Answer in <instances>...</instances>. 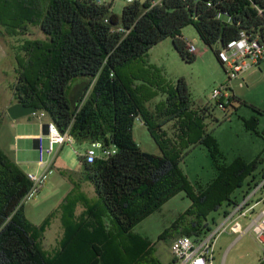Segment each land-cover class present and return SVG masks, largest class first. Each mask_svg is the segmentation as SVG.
Masks as SVG:
<instances>
[{"label":"trees","instance_id":"16d2710c","mask_svg":"<svg viewBox=\"0 0 264 264\" xmlns=\"http://www.w3.org/2000/svg\"><path fill=\"white\" fill-rule=\"evenodd\" d=\"M154 1L135 0L116 13L113 0H0V25L6 31L20 33L36 25L45 35L24 41V56L17 57L12 98L13 103L45 111L78 146L102 140L117 147L108 159L84 161V176L121 231H129L165 201L186 191L192 205L173 224V239L180 235L194 238L218 222L214 217L209 220L211 211L227 202L222 215L227 212L235 201L230 192L242 184L253 165L236 162L226 166L214 191L195 190L180 169L183 151L201 144L213 146L212 135L204 129L203 116L189 112L184 78L176 88L164 89L168 93L165 103L148 108L146 103L157 94L159 77L158 70L153 72L146 64L148 52L171 37L180 56L192 61L195 55L188 53L181 35L190 24L217 58L219 48L239 38L241 30L258 32L264 41V0ZM255 5L263 9V16ZM219 12L232 16L233 22L217 19ZM117 24L132 29L127 35L111 32ZM78 80L83 89L75 99L71 90ZM6 116V111L0 112V128ZM137 116L144 120L161 154L144 151L136 142L133 124ZM177 118L181 119L178 133L169 135L165 127ZM31 185L25 170L0 146V264H68L46 255L37 242V232L24 212L23 198ZM68 207L65 224L73 214ZM99 230L105 253L81 254L86 263L72 264H97V256L105 263L112 259L113 235ZM131 242L137 249H126L125 255L118 251L111 263L121 258V262L125 260L122 264H163L152 249L134 239Z\"/></svg>","mask_w":264,"mask_h":264},{"label":"rangeland","instance_id":"374dc122","mask_svg":"<svg viewBox=\"0 0 264 264\" xmlns=\"http://www.w3.org/2000/svg\"><path fill=\"white\" fill-rule=\"evenodd\" d=\"M125 4V0H113L112 11L121 12ZM181 35L186 41L194 40L198 52L192 61H186L175 49L171 37L149 50L146 64L153 68V72L158 70L159 77L155 85L157 94L146 105L152 110L165 103L169 88H176L178 80L184 78L189 95V112L203 116L204 129L212 135L214 145L201 144L185 149L180 169L195 190L214 191L215 182L223 174L222 168L236 162L253 165L250 174L242 179V184L230 192L232 200H240L252 177L259 178L264 171V60L230 83L234 96L223 110L211 97L214 88L228 82L215 50L204 43L193 24L185 26ZM44 37L36 25H29L25 32L20 33H10L0 25V111L12 98L11 86L17 80V57L24 56V41ZM33 116L28 115L22 120L33 122ZM17 120L7 115L0 128L3 140L0 146L12 155L14 129L10 124ZM180 121L177 118L168 122L165 128L169 135L178 133ZM133 135L142 150L161 154L147 126L139 119L134 121ZM43 141L46 147L48 140ZM19 143L21 146L22 141ZM87 147V143L81 146L64 145L45 186L32 199L24 202L25 215L37 232L40 248L49 257L62 258L68 264L80 262L81 254L105 253V244L100 241L99 229L102 228L105 234L113 235L115 247L111 253H115L114 256L118 251L124 254L126 249L136 250V244L131 242L134 239L152 249L153 256L163 264H173L170 252L172 226L192 205L186 191H180L165 201L129 231H121L94 186L84 176L85 162L81 154ZM226 203L217 211H211L209 220L214 217L220 221ZM67 205L73 214L69 223L65 224ZM261 208L262 205L258 211ZM236 238L237 235L229 231L220 235L216 242L214 264H259L263 252L253 234L247 232L237 241ZM114 256L110 257L113 259ZM110 260L105 263L101 256H97L96 263L125 262H121V258H117L115 263ZM86 261L85 258L81 262Z\"/></svg>","mask_w":264,"mask_h":264},{"label":"built area","instance_id":"2783aa9c","mask_svg":"<svg viewBox=\"0 0 264 264\" xmlns=\"http://www.w3.org/2000/svg\"><path fill=\"white\" fill-rule=\"evenodd\" d=\"M104 1L97 0L98 3ZM125 1L131 3L135 0ZM159 1L156 0L153 3ZM210 4L208 2V5ZM255 7L258 14L263 16V9L257 5ZM216 18L229 24L233 22L232 16L221 12L217 14ZM105 21L108 22V19L106 18ZM131 29L132 27L125 28L123 25L117 24L112 26L111 32H121L127 35ZM186 42L188 53L195 55L198 49L194 40ZM218 58L226 71L228 82L214 88L211 97L218 107L226 110L227 104L234 96L230 83L264 60V41L258 32L241 30L239 38L219 48ZM33 115L36 116L41 126L47 125V133L38 136V169L25 171L32 185L23 198V202L32 199L45 186L49 175L53 173V162L58 146L76 145L74 137L68 131L61 132L56 124L48 118L45 111H37ZM136 119L144 123L140 116H137ZM44 138L48 140L46 147L43 144ZM116 150L115 145H105L102 140H96L81 155L85 162L92 163L96 159H108ZM260 205L262 208L258 211ZM244 222L245 227L243 226ZM227 231L237 235L235 241L247 232L252 233L263 252L261 261L264 260V171L259 178H255L248 185L240 200H235L230 204L227 212L210 230L198 237L180 235L172 240L170 252L173 264H214L216 242L220 235Z\"/></svg>","mask_w":264,"mask_h":264},{"label":"crops","instance_id":"0c3cea01","mask_svg":"<svg viewBox=\"0 0 264 264\" xmlns=\"http://www.w3.org/2000/svg\"><path fill=\"white\" fill-rule=\"evenodd\" d=\"M82 87L81 83L78 81L74 82L72 84V90L71 95L75 99L79 98L82 93ZM15 102L13 98L10 99L8 103L5 105V109H2L3 111L7 110V107L10 106ZM0 111V112H3ZM26 117V116H25ZM20 119V120H19ZM15 123L12 122L10 126L14 129V132H12V146H14L12 152L14 151L13 155L8 153L25 171H35L38 169L37 166V160L39 157V145H38V136L41 134H44L43 130L44 127L41 126L36 116H33V122H28L27 120H22L25 118H19ZM47 119V118H46ZM20 121V122H19ZM27 121V122H25ZM1 130H0V141H3L1 139ZM44 140H47L44 138ZM22 141V144L20 146V143ZM44 142V141H43ZM48 145V144H47ZM64 145L58 146V151L54 157L53 165L57 162L59 159V154L61 150L63 149ZM11 148V147H9ZM21 148V149H19ZM18 149V151H17ZM37 150V151H36ZM17 151V152H16Z\"/></svg>","mask_w":264,"mask_h":264},{"label":"water","instance_id":"95a60500","mask_svg":"<svg viewBox=\"0 0 264 264\" xmlns=\"http://www.w3.org/2000/svg\"><path fill=\"white\" fill-rule=\"evenodd\" d=\"M38 111V109L35 106H31V105H25L22 104L20 102H16L11 104L10 106L7 107V115L13 119V120H17L19 118L28 116V115H32L34 113H36ZM44 127V134L47 133V125L43 126Z\"/></svg>","mask_w":264,"mask_h":264}]
</instances>
